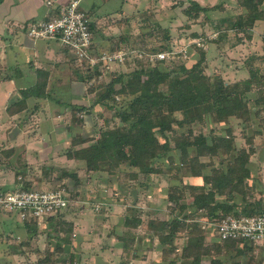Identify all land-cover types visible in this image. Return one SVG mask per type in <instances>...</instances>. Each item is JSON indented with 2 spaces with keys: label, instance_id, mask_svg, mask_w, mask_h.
<instances>
[{
  "label": "trees",
  "instance_id": "16d2710c",
  "mask_svg": "<svg viewBox=\"0 0 264 264\" xmlns=\"http://www.w3.org/2000/svg\"><path fill=\"white\" fill-rule=\"evenodd\" d=\"M237 3L243 11L225 21L229 22L235 33L242 32L247 38H251L249 32L256 22L264 20V0H237ZM214 8L203 7L196 1H191L184 12L188 20L196 21ZM148 25L153 26L152 23ZM91 29L93 30L92 24ZM200 36L207 42L212 41ZM131 37L121 36L118 42L109 47H100L95 43V48L97 51H116L130 47ZM153 37L163 42L158 47H153L154 50H166L170 47V30L155 25L152 30L141 32V39H137L138 48L150 50L152 45L149 41ZM194 46L199 50L200 57L190 67L183 60L153 63L146 58H136V66L131 71L121 69L120 72H114L112 79L94 101V106L102 104L114 110L120 119V125L111 127L107 121L98 137L93 138L89 145L75 149L71 147L66 155L83 160L88 171H98L102 169V164H106L110 175L118 173L124 165L133 169L126 175L127 179L135 181H140V175L148 178L152 174L169 173L176 163L177 171L187 168L190 176L203 179L202 184H185L184 190L179 193L174 190L179 188L171 185L166 199L173 204L170 205L173 218L151 219L148 222L149 231L158 234L164 258H170L171 254L177 255L168 264H177L179 260L185 259L189 260L185 264H202L209 254L230 251H235L234 255H230V259H233L231 264H244L238 258H248L246 264H264V252L257 261L255 251L258 246L247 241L220 240L214 235L211 242H208L206 225L203 224L204 220L220 221L228 214L253 216L264 213L262 200L250 199L255 189L254 182L251 183L254 176L251 168V156L255 152L254 138L264 130V67L261 66L264 56L251 55L246 60L249 77L228 83L221 74L211 76L206 73L207 50L196 44ZM85 69L88 73L83 76V81L88 84L87 92L93 93L101 88L97 83L101 72L95 70L94 74H90L92 69ZM21 93L22 99L8 107L9 114L24 111L28 98L45 97L48 94L47 71L39 70L37 83L23 89ZM86 110L85 106L72 107L74 114H82ZM233 117L241 121L242 136L250 144L249 149L235 146L236 135L230 125ZM196 122H209L210 133L194 134L192 125ZM213 124H223L226 127L218 131ZM185 126H189V129L182 131L181 128ZM253 126L254 133L249 135L246 130ZM84 142L85 139L80 136H73L74 147ZM10 153V150L5 151L6 157ZM204 157H218L220 165L207 163L203 160ZM26 170L27 166H22L16 172V177L22 174L24 178ZM64 175H67L66 172ZM69 175L76 177L75 174ZM30 185L27 182L22 188L33 189ZM134 188H138L137 185L131 184L130 189ZM187 194L191 196V202H183ZM36 220L33 218L24 222L27 228L36 230ZM143 223L140 210L136 205L133 206L132 214L126 217L124 226L137 228ZM72 230L73 225L66 224L56 229V232L59 235L60 231L68 233ZM126 237L120 238L124 242V250L130 251L133 242ZM180 237H185V245L179 254L175 243ZM58 248L57 251L46 250L44 257L36 264H55L58 250L62 249ZM70 260L73 264L75 256L71 255ZM212 263L224 264V260L214 259Z\"/></svg>",
  "mask_w": 264,
  "mask_h": 264
},
{
  "label": "crops",
  "instance_id": "0c3cea01",
  "mask_svg": "<svg viewBox=\"0 0 264 264\" xmlns=\"http://www.w3.org/2000/svg\"><path fill=\"white\" fill-rule=\"evenodd\" d=\"M48 1H52V4H48ZM69 1L71 0H3L0 3V128L3 130L12 128L8 131L11 136L8 135L5 141V144H9L10 141L11 147H8L5 151L10 150L11 156L14 145L23 138L25 160L36 159L39 154L32 148L38 143H48L50 147L47 156L45 159L42 155L39 157L43 160H49L54 155L56 156L54 160L67 162L68 164L62 165L67 175L73 170L72 166L77 167L75 172H80L85 170L86 165L83 160L69 158L66 155L64 149L71 145L73 136H76L77 132L72 126L71 119L73 115L68 118V115H61L57 111L61 108H67L66 110L71 113L73 105H79L81 104L80 101L87 98V86L84 82L77 80L72 66L73 62L78 65H81V63L74 53L61 45L58 39H32L27 35V29L32 22L51 19L58 6L67 4ZM191 1H196L203 7L214 6L215 8L202 14L196 21L188 20L184 11ZM80 5L90 16L95 43L100 47L114 45L115 42L120 40L121 36H132L137 30L139 32L152 30L155 25L163 29H169L171 35L176 30V26L181 25L184 30L189 29L193 37H199V34L203 33L202 29L207 30L205 25H212L214 36L209 43L214 45V49L212 54H209V49H207L206 73L211 76L221 74L228 83L249 77L246 60L251 55L264 56V20L256 22L254 28L249 32L252 35L251 38H247L242 32L235 33V30L225 21L226 18L241 12L242 7L238 5L237 0H80ZM148 23H152L153 26H149ZM193 47L190 53H194L196 57L199 50L194 45ZM261 66L264 67V63ZM41 69L47 71L48 94L45 97L28 98L27 108L24 111L9 114L8 107L22 99L21 91L23 89L37 83L38 73ZM92 108H87L86 112H89ZM66 110L65 112H67ZM86 115L88 116V113ZM83 117L86 123L85 115ZM240 126H242L241 123ZM25 127H34V129L24 131ZM43 127L53 128V130L50 132L46 130L40 134L38 128ZM84 134L81 133L80 137L85 139V142L78 144L75 146L76 148L89 145L92 142L93 138L86 137ZM26 136L28 137L27 142L24 141ZM0 140H2L1 137ZM54 143L61 145V148L55 149L53 147ZM252 161L253 157L251 156V168ZM79 177H81L80 174ZM142 178L146 179L145 176ZM128 181L135 180L128 179ZM120 186L122 188V185ZM134 189L137 191L136 201L133 195ZM134 189L130 190L133 196L130 207L126 202L114 203L112 198H104L102 211L97 215L96 213L93 214V217L96 216L97 223L95 219L90 220V217H86L89 216V212L85 206L81 205L78 209L75 207L78 200H70L71 195L69 193V204L64 210L44 219L45 221L36 220L37 224H42V222L48 224L51 230L53 228V233H56L55 237L58 238V241L59 239L64 241L65 245L69 247H72L71 240H74L73 238L76 236L81 243H89V248L92 249L90 254L73 251V248L71 253L65 251V255H74L77 259L85 255L92 256L91 252L95 253V258L103 257L104 259L110 254L117 255L119 253L123 258L125 254L130 255V258L127 263L122 262L123 259H121L122 263L116 264H168L167 260L171 257L164 258L157 233L149 232L148 237L143 239L150 242H154L153 239H158L159 245H157V249H154V252L150 249L148 251L144 250V252L135 249L131 252V249L126 251L123 248L124 242L120 237H124L125 233L133 232L132 230L135 229L124 226L126 217L132 214V207L135 205L140 213L143 212V207L138 199L140 190L139 188ZM113 219H117V221L113 222ZM66 224H72L73 230L65 234L60 231L58 236L56 229ZM111 224L114 225V229H120V233L116 232L117 241L114 243V248L109 247V242L105 244L106 247L105 245L100 244L101 246H98L94 244L92 241L101 236L100 230L107 232L106 228H110ZM25 227L27 228L26 223ZM91 229L97 230L96 237L92 235ZM111 234L114 235L112 230L107 233V239L113 237ZM60 251L61 255L64 251L63 249ZM104 259L102 260L104 261ZM105 264L113 263L107 261Z\"/></svg>",
  "mask_w": 264,
  "mask_h": 264
},
{
  "label": "rangeland",
  "instance_id": "374dc122",
  "mask_svg": "<svg viewBox=\"0 0 264 264\" xmlns=\"http://www.w3.org/2000/svg\"><path fill=\"white\" fill-rule=\"evenodd\" d=\"M243 11V8L240 9ZM229 23V22H228ZM207 30L202 29L201 34H199V37H193L192 32L189 31V29H183V27L176 26V30L174 31L171 39L172 46L175 47V51H180L184 47L187 49V55L185 56V59L183 61L185 62L187 67H190L192 64H194L196 61L199 60V54L196 55L194 53H190L191 48L193 47V43L198 42L200 35H203L207 37V40L213 39V30L214 27L212 25L207 26ZM210 30H209V28ZM202 28V26H201ZM198 29V27H197ZM206 31V32H205ZM211 31V32H208ZM141 31L139 30L135 31L132 35V38L130 39L131 42H129L131 49L138 48V40H140ZM137 41V42H136ZM153 47H158L161 43V41L156 40L155 37L151 38L149 41ZM208 42L206 44V47L204 49H209V54L213 53L214 45L210 44ZM210 46V47H209ZM194 48V47H193ZM137 50V49H136ZM134 50V51H136ZM136 54H139L138 52H134L131 55V61L128 64L120 65V64H113L111 68L108 70L109 72L106 73V75L103 78H100L98 85H100L101 88L97 89L93 93L87 94V98L85 100L80 101L81 104L79 106H85L88 109L90 107H93L92 110L89 112H83L82 114H74L68 112L66 109L61 108L58 109V113H61V115H68L70 118L71 115H73L72 126L75 128L76 135L81 136V133H85L84 135L86 137L89 136V138H97L99 132L101 129L106 125V122L113 126L120 125V119L116 116V113L114 110L109 109L105 107L102 104H98L94 106V101L99 97V95L102 93V89L106 87L108 82L112 79V75L114 72H120L121 69H123L125 72L131 71V69L135 68L136 66ZM194 54V55H193ZM180 62V61H179ZM73 69H74V75L77 78V80H80L86 84L88 87V84L83 81V76L87 75L88 70L87 66L85 64L78 65L76 63H72ZM176 66V65H175ZM90 74H94V70L89 71ZM65 110L67 112H65ZM87 111V110H86ZM56 113V112H55ZM88 113V116L86 115ZM86 119V123L84 122V116ZM178 117H180V114H177ZM51 117V115H50ZM55 118V116L53 115ZM57 117V116H56ZM52 118V117H51ZM59 118V117H57ZM83 122V124H81ZM83 125V126H82ZM230 125L234 129V133H236V140H235V146L236 147H245L249 149L250 144H248L245 140V137L242 136V126H240V121L236 118H231ZM13 126V125H12ZM211 124L209 122H196L192 125V129L194 131V134H208L210 133ZM213 127H215L218 131L221 129H224L226 125L223 124H213ZM256 126V125H255ZM255 126L247 128L246 132L249 135H252L255 130ZM12 130V128H10ZM10 129H1L0 128V137L2 140H0V193L11 191L14 189L22 188L23 185L27 182L31 183V187L33 189H40V188H46V189H54L58 187H63L67 190L68 194L70 193L71 198L70 200H78V203L75 207L77 209L83 205L86 207V210L89 212V216H86L87 218L90 217V220L96 221V216L93 217V214L100 213L102 211L101 207H104L102 204V201L104 198L107 199V197L112 198V201L114 203L118 202H126V204L129 205L133 201V196L131 193L130 185L135 184L139 188L140 192L138 193V199L141 202V205L143 207L142 211L140 213L142 219L144 220V223L140 225L139 227L133 229V232L125 233L127 235V239H131L133 242V246L131 248L132 250H141L144 252L148 251L149 249L154 252V249H157V245H159L158 239H153L154 242L150 241H144L146 237H148V234H150L148 229V222L151 219H161L166 220L169 218H173L174 215L171 213L170 209V202L167 201L166 196L169 194V189L171 185H175L174 189L177 190V193L181 192L185 187V184H195L199 185L202 184L203 179L201 177L194 178L190 176L189 172L187 171V168H182L180 171H177V168H175L177 165H173V169L168 173L164 174H154L151 175L148 178H141L140 181H128V175L129 171H133V169H129L126 166H122L121 172H118V174L110 175L107 169L106 164H102V169L98 171H88L86 166L85 170H81L80 172H75L77 170V167H71L72 171L70 174H75L76 177H71L70 175H64V168L62 167L63 164H68L67 162H62L60 160H54V157L51 156V159L49 160H43L39 156L42 155L43 158L47 156L49 152L48 143H38V145L34 146L32 149L36 151L38 157L26 159L25 160V154L23 152V138L20 139L19 143H16L13 147L12 155L6 157L5 150L8 147H11V142L9 141V144H5L6 139L9 135L8 131ZM34 127L23 129L24 131L33 130ZM189 129V126H185L184 128H181L182 131H187ZM3 130V131H2ZM40 134H42L44 131L48 130V132L52 131L53 128H38ZM2 131V132H1ZM222 131V130H221ZM34 132V131H33ZM30 132V133H33ZM35 133V132H34ZM38 133V131H37ZM33 136V134H32ZM35 136V134H34ZM39 137V136H38ZM83 137V136H82ZM28 139L26 136L24 141ZM58 139V137H57ZM27 142V140H26ZM58 142V141H57ZM4 144V145H2ZM6 145V146H5ZM254 148L255 152L253 153V161H252V169H253V180L251 183L254 182L255 189L252 191V198H250L253 201L262 200L264 203V130L262 134H258L254 138ZM3 147H6L5 149H2ZM53 147L55 149L61 148V145L58 143H54ZM74 147L71 145L64 149L65 152L69 149ZM61 150V149H60ZM192 154H194L192 152ZM35 155V154H32ZM203 160H205L207 163H214L215 166L220 165V160L218 157H204ZM178 162V158L177 161ZM24 165L27 166V170L25 172V177L23 178V175L16 177V172L24 167ZM86 165V164H85ZM79 168V167H78ZM24 169V168H23ZM135 170V168H134ZM209 169L207 170L209 172ZM79 174L81 177H79ZM176 175V176H175ZM176 177V178H171ZM82 179V180H81ZM92 180V181H91ZM78 181V182H77ZM91 181V182H90ZM20 183V184H19ZM122 185V188L121 186ZM79 188V190H77ZM184 190V189H183ZM69 195V197H70ZM151 195V196H150ZM138 201V200H137ZM192 198L189 194H187L186 200H183V202H191ZM240 201V200H239ZM112 202V203H113ZM127 205V206H128ZM179 210H177L176 213H178ZM117 215V214H116ZM155 217V218H154ZM48 217H43L39 220L47 219ZM38 220V219H37ZM45 221V220H44ZM117 219H113V222H116ZM206 220L203 221V224L206 225V233H207V240L208 242H211V239L214 237V228L212 226H209L207 223H205ZM25 223L20 214L17 212H5L0 210V264H36L39 259L44 257V253L46 250H56L59 249L58 247L63 249V253H61L60 256V250H58L59 254L58 257H56V260H54L55 264H71L70 256L71 255H65V251L67 250V253H71L73 251H80L82 253H89L92 251L91 248H89V243L84 244L81 243L77 236L74 237V240H71L73 245L72 247H69L68 245H65L64 241L60 240L58 241V238L55 237L56 233H53V228L51 230V227L46 224L45 222H42V224H37L38 228L30 230L29 228L25 227ZM97 223V221H96ZM95 223V224H96ZM48 225V226H47ZM127 228V227H126ZM107 232L104 230H100V238L93 240L92 242L96 245H102L104 246L108 242L110 243L108 246L114 248V243L117 241V233H120V229L116 228L114 229V225L111 224L110 228H106ZM112 230V238L107 239V233H109ZM126 231V229H124ZM91 233L93 236L96 237V231L91 229ZM63 234V233H62ZM65 234V233H64ZM63 234V235H64ZM61 235V234H60ZM79 235V234H78ZM125 235V236H126ZM59 236V235H58ZM65 237V236H64ZM73 237V236H72ZM91 237V235H90ZM113 244V245H111ZM154 246H153V245ZM65 245V246H64ZM100 245V246H101ZM178 247V253L180 254L182 252V248L185 245V237H181L178 239L175 243ZM106 247V245H105ZM73 248V249H72ZM72 249V250H71ZM151 251V252H152ZM262 252H264V245L258 246L256 248L255 254H256V260L258 261L259 258L263 256ZM92 256L83 255L84 257H80V259H77L75 257V260L73 261V264H105L107 261H110L113 264L120 263L121 259L122 262L124 261L127 263L129 261L130 255L127 256L125 254V257H121V255L118 253L117 255L110 254L108 257L101 258H95V253L91 252ZM115 254V253H114ZM234 255L235 251H230L228 253H222V254H209L207 255L203 261L202 264H214L212 263V260L214 259H223L224 264H231L233 259H230V255ZM158 255V253H157ZM155 257V255H154ZM171 259L177 258L176 254H171ZM104 259V261L102 260ZM242 261V263L246 264L248 261V258H238ZM78 260V262H77ZM170 259L167 260L169 263ZM188 259L185 260H179L178 264H185L188 263ZM121 262V263H122ZM160 264V263H159Z\"/></svg>",
  "mask_w": 264,
  "mask_h": 264
},
{
  "label": "built area",
  "instance_id": "2783aa9c",
  "mask_svg": "<svg viewBox=\"0 0 264 264\" xmlns=\"http://www.w3.org/2000/svg\"><path fill=\"white\" fill-rule=\"evenodd\" d=\"M52 4V1H48ZM27 35L32 39L55 38L61 45L75 54L81 64L87 68L99 70L103 78L113 64L125 65L131 61V55L138 52L136 57L149 59L151 62L167 61L175 63L185 59L187 49L175 51L170 44L166 50L131 49L124 47L116 51L95 48L94 32L91 29L89 14L81 8L80 0H71L58 6L51 19L39 20L29 24ZM205 48L207 41L200 37L193 43ZM136 50V51H134ZM69 204V194L63 187L54 189H23L18 188L0 193V210L17 212L23 221L50 217L64 210ZM214 228V235L220 240H243L250 244L264 245V213L259 215L228 214L220 221H206Z\"/></svg>",
  "mask_w": 264,
  "mask_h": 264
},
{
  "label": "water",
  "instance_id": "95a60500",
  "mask_svg": "<svg viewBox=\"0 0 264 264\" xmlns=\"http://www.w3.org/2000/svg\"><path fill=\"white\" fill-rule=\"evenodd\" d=\"M133 195H134V198H135V201H136V199H137V191H136V189L133 190Z\"/></svg>",
  "mask_w": 264,
  "mask_h": 264
}]
</instances>
